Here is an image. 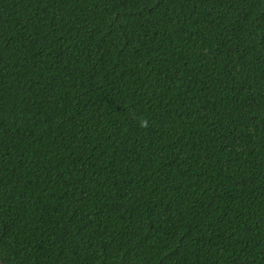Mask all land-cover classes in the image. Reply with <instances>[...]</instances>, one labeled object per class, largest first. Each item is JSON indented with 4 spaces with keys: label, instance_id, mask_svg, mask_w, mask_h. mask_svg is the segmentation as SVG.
Here are the masks:
<instances>
[{
    "label": "trees",
    "instance_id": "obj_1",
    "mask_svg": "<svg viewBox=\"0 0 264 264\" xmlns=\"http://www.w3.org/2000/svg\"><path fill=\"white\" fill-rule=\"evenodd\" d=\"M2 264H264V0H0Z\"/></svg>",
    "mask_w": 264,
    "mask_h": 264
},
{
    "label": "rangeland",
    "instance_id": "obj_2",
    "mask_svg": "<svg viewBox=\"0 0 264 264\" xmlns=\"http://www.w3.org/2000/svg\"><path fill=\"white\" fill-rule=\"evenodd\" d=\"M0 264H2V262H0Z\"/></svg>",
    "mask_w": 264,
    "mask_h": 264
}]
</instances>
